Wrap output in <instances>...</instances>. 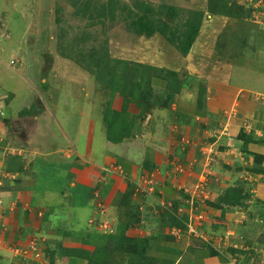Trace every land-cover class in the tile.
I'll return each mask as SVG.
<instances>
[{
	"label": "crops",
	"instance_id": "obj_1",
	"mask_svg": "<svg viewBox=\"0 0 264 264\" xmlns=\"http://www.w3.org/2000/svg\"><path fill=\"white\" fill-rule=\"evenodd\" d=\"M173 1L177 7L197 10L202 14V20L199 33L185 57L171 46L175 59H182L178 68L189 82L184 83L171 100L170 108L155 107L152 112L140 116L139 109L129 104L130 118L134 114L136 117L128 136L114 143L107 140L105 132L104 143L100 146L102 155L96 156L92 150L91 133L84 147V158L65 145H57L45 153V146L52 144L39 133L40 110L33 116L23 117L34 121L29 131H25V126L18 124L16 119L8 123L11 131L8 129L4 135L7 140L0 144L1 229L4 226L0 233V264H28L25 259L14 258L13 247L25 250L36 248L37 253H43V247L56 248L59 242L62 247H79L86 235L95 230L94 227L85 228L94 226L88 222L93 216L91 203L97 194L107 200L109 206L112 203L111 206L117 207L114 201L128 189L130 177L136 180L138 174L149 173L150 170V173L156 172L153 195L161 197L166 187L172 189L171 185H175L178 192L171 190L174 195L172 200H178L177 212L185 211L187 218L190 215L187 200L191 196L188 199L177 183L192 184L201 173L206 172L211 192L209 201L214 202L225 189L248 182L254 201H259L258 205L254 203L240 214L237 211L222 212L207 205L206 201L199 209L204 220L196 228L207 235H230V241L244 235L255 243L261 236L254 225L260 222V216L264 219V175L251 172L257 168L264 169V24L250 21L253 7L247 3V6L244 4L239 8L245 12L244 16L234 10L227 12L232 15L219 16L207 9L210 5L207 0ZM209 1L216 3L215 0ZM226 36L230 43L227 42L225 51L219 52L216 44ZM200 39H205L204 46L198 45ZM215 42V46L210 45ZM59 133L67 140L64 133ZM225 133L231 136L232 146H228ZM186 140H191L192 144L186 146ZM214 140L218 148L213 154L206 155L201 146ZM11 148L15 150L14 154ZM6 150H10V154ZM257 155L262 159L256 163ZM44 158L51 161L50 167L46 166ZM72 158L80 160L79 165H76L77 161H71ZM181 158L183 162H188L187 165L181 162L187 169L174 176L171 174L174 160ZM64 162L67 163V170L59 174ZM204 162L209 163L205 166ZM169 182H172L171 185ZM95 192L97 194L93 197ZM144 197L149 199L143 195L131 196L140 211L150 205ZM80 206L87 211L84 219L79 215ZM73 218L79 222V228L85 230L82 238H73L63 232ZM148 218L144 220L147 234L157 232V225ZM93 220L97 222L100 218L96 216ZM98 226L100 228V224ZM99 228L102 233L109 231ZM141 230L143 227H134L129 235H137ZM41 232L44 234L41 238L43 244L39 246ZM166 234H170L169 230ZM30 241L37 246L31 245ZM161 249L158 264H230L224 255H216L212 248L185 231L173 241H166L165 248ZM240 262L253 264L243 258Z\"/></svg>",
	"mask_w": 264,
	"mask_h": 264
},
{
	"label": "rangeland",
	"instance_id": "obj_2",
	"mask_svg": "<svg viewBox=\"0 0 264 264\" xmlns=\"http://www.w3.org/2000/svg\"><path fill=\"white\" fill-rule=\"evenodd\" d=\"M172 1L0 0V144L2 141L5 143V140H7L4 135L8 133V129L11 131L10 124H8L11 120L16 119L18 124L25 126V131H29L34 121L31 118L23 119V117L33 116L34 112L40 110L42 114L40 122H38L39 133L40 135L43 134L46 141L52 144L45 146V153H48L57 145H65L76 150L80 157L84 158V147L92 133V150L96 156H101L100 146L105 140V123L101 115L104 102H106L110 93L106 83L107 73L106 70H103L104 62L106 61L110 65L116 60H126L172 68V65L178 60L173 55L175 51L161 35L155 33L150 37L138 36L132 33L129 27L132 21L131 15L134 18L136 14H143L136 7L138 3L153 8L151 13L153 19L151 20L155 24L162 20V13L165 12V10H162V6L172 7L175 11V17L173 21L165 18L168 27L171 24H173V27L182 25L191 16V12H198L190 9L191 7H177V3ZM207 1L210 3L209 0ZM225 1V4L222 2L212 3L211 9H217L216 14L219 16H227L229 10H234L241 16L245 15V12L239 8L242 6L241 2L246 5L247 0ZM210 5L207 6L208 10ZM103 6L108 9L102 12ZM111 8L113 10V12L111 11L112 15L109 13ZM263 11L264 9L261 6L256 5L250 16V21L263 26ZM204 41L205 39H200L198 45L204 46ZM216 42L210 45L215 46ZM227 42L230 43L227 36L220 39L216 44L219 52L226 50H224V47L228 45ZM93 46L98 50L101 49L97 56L103 55L98 68L94 64V57L96 56H89ZM175 48L177 49V47ZM180 74V77L184 75L182 72ZM188 74L190 76V73ZM110 79L107 81H110ZM188 82L187 78L184 79V83ZM122 101L123 99L118 93L114 94L112 107L120 109L123 104ZM133 106L135 105L131 103V107ZM77 111H80V113H77ZM43 113H46V115L43 116ZM5 129H7L6 132ZM59 131L64 133L67 140L60 136L62 134ZM50 159H54V156ZM182 160L183 158H181V162L184 165L188 164V162ZM71 161L75 163L77 159L72 158ZM79 161L76 162V165H79ZM44 163H47L46 166L48 167L51 166V161L48 158L45 159ZM67 167V163L64 162V166L61 164L58 173H65ZM140 174L136 176V180L126 177V179H129V185L138 184L142 176ZM155 175L156 172L153 173L154 177ZM158 176L160 175L158 174ZM49 180H51L50 176ZM172 182L173 184L176 183ZM245 184L244 189L250 191L249 183ZM171 186L172 189L171 187L164 189L166 195L163 193L158 198L146 196L149 199L144 197L146 201L149 200L147 203L150 205L141 211L140 219L143 225L148 216H150L148 219H151L154 225L160 224L162 220H169L167 212L169 213L171 209L170 204H173V201L170 200L174 198L171 190L174 189L175 192H178L175 185ZM96 194L97 192L93 194V197ZM157 196L159 195H154V197ZM102 200L98 193L94 202L91 203L94 217L91 216V221L88 223L92 225L96 216L100 220L94 226H88L85 229L89 230L93 227L98 229L99 226L97 227V225L108 224V232H110L112 229L109 226L114 229L118 226L119 221L115 215L118 214L117 211L120 208L117 209L116 206H111L112 203L109 206L107 200ZM79 208V215L81 219H84L87 211H83L81 206ZM71 212L72 214L75 213L73 209ZM184 213L185 211L178 213L177 206H175L174 214L180 223L185 220ZM121 218H123L122 215ZM58 224L61 225L62 223L58 222ZM69 224L71 225H68L67 230L63 232L73 238H82L85 230L79 228V222L73 218ZM254 226L256 230L260 231V238H262L264 223L258 221ZM135 227H138V225ZM3 228L4 226L2 229L0 226V233ZM170 229V227L165 226L162 232L166 234ZM101 230L104 231V229ZM157 230L159 232L160 228ZM138 233L137 236L142 237L144 233L147 234V231L141 230ZM43 236L44 234L41 232L40 239H38L39 246ZM225 236L230 238V235ZM246 238L252 240L250 237L246 236ZM30 242L31 245L34 244L32 241ZM78 246L82 247L83 245L80 242ZM207 246L212 248L209 245ZM86 248L89 249L90 246L88 245ZM212 249L216 255H224L225 257L229 255L228 249L224 254H220L214 248ZM25 251V255L16 254L13 250L12 253L15 254L14 258L25 259L28 264H42L43 260L40 253H37L36 248H26ZM260 251L261 247L257 249V252ZM257 252L252 253L254 259L250 262L253 263ZM260 257L263 261L264 254H261ZM227 261L230 264L233 262L231 258ZM56 264L63 263L58 261ZM81 264H84V262ZM238 264H241V262H238Z\"/></svg>",
	"mask_w": 264,
	"mask_h": 264
},
{
	"label": "trees",
	"instance_id": "obj_3",
	"mask_svg": "<svg viewBox=\"0 0 264 264\" xmlns=\"http://www.w3.org/2000/svg\"><path fill=\"white\" fill-rule=\"evenodd\" d=\"M215 1L216 3H226L225 0ZM136 7L142 11L143 14H136L134 18L131 15L132 21L130 22L129 27L132 33L138 36L145 35L147 37L157 33L158 35H161L170 46L177 47V50L182 54V57H185V55L188 54L194 38H196L200 30L202 20L201 13L191 12V16L184 21V24L174 27L173 24H171L168 27V22L165 18H168L169 21H173L175 17V11L172 7L162 6V10H165V12L162 13V20L157 24L153 23L151 20L153 19V15H151L153 8H149L146 4L143 5L139 3ZM210 7H212V4ZM105 9L108 8L103 6L102 12ZM111 11L113 12L112 8L109 12L112 15ZM209 11L214 14L217 13V9L212 10L210 8ZM252 12L253 11L251 10L250 15ZM228 15L232 14L228 13ZM99 50L93 46L89 55L90 57L96 56L94 57V64L97 68L100 66L99 62H101V57L103 56H97L100 52ZM181 60L182 59H179L175 62L174 65H172V68L158 67L152 63L146 64L126 60H116L110 65L106 61L104 62L105 66L103 67V70H106L107 73L106 83L107 87L110 89V93L106 102H104L102 118L105 123L104 127L108 141L115 143L120 141L124 136L127 137L128 133H130V130L134 126L133 118L136 117V114L132 115V118H130L128 110L129 104L133 103L135 107L139 109L138 115L140 116L152 112L155 107H159L160 109L170 108L171 100H173L174 96L184 85V77H180V68H178L181 66L179 65L181 64ZM109 78H111L110 81H107ZM160 83H163V85ZM116 93H118L123 99L122 107L119 110L112 107L113 96ZM185 143L186 146L192 144L191 140H186ZM214 143L215 140L213 142L208 141L204 143L201 148ZM217 148L216 144H214V152ZM256 157V163L262 159V156L260 155H257ZM175 163H181V160L175 159ZM182 166L185 171L187 166H184L183 164ZM257 172L264 175V169L262 168L254 169L251 173H254L255 175ZM169 183L171 185V182ZM245 183L246 182H243L242 186L240 185L225 189L214 202L207 201V205L220 209L222 212H238L241 209H247L254 203L255 205H258L259 201H254L255 198L253 194L246 188L244 189V186L246 185ZM132 192L133 186L129 185L125 193L114 201V205H117L118 209L120 208L116 216L119 224L115 229L113 228L111 232H106L104 234L98 229H95L93 232H89L85 239L82 240V244L87 246L92 245L93 247L91 246V249L83 247H62L59 242L57 243L56 248L54 247L53 249L49 247L44 249L43 247L44 252L40 253L43 264H56L57 261L63 264H81L82 262H84V264H158L161 259V248H165L166 241H173L174 239L173 235L168 234L167 236V234L162 232L163 227L184 228L183 222L187 221V216L184 215L185 220L180 223L174 214L175 206H178L179 202L178 200H170L173 201V204H170L171 209L169 210V213L167 212L169 220H162L160 224H156L157 226L155 225L157 229L160 228L159 232L157 230L155 233H144L142 237L129 235V231L136 225L140 226V228L143 227V231H146L145 226L141 223L140 212H138L134 204H132ZM196 207L199 211L200 207L195 206V208ZM121 215L123 218H121ZM260 218H263V216H260ZM96 223V221L93 222V224ZM260 237L255 241V245H257V248L261 247V251L256 253V258L253 261V264H264V260L262 261L260 257L264 238ZM246 243L251 244L254 242L247 238ZM41 244L43 243L41 242ZM228 249L231 255L238 251L231 247ZM239 253H242V251H239Z\"/></svg>",
	"mask_w": 264,
	"mask_h": 264
},
{
	"label": "built area",
	"instance_id": "obj_4",
	"mask_svg": "<svg viewBox=\"0 0 264 264\" xmlns=\"http://www.w3.org/2000/svg\"><path fill=\"white\" fill-rule=\"evenodd\" d=\"M249 1L253 4L254 7L256 5L258 6L264 5V0H255V2L254 0H249ZM225 135L227 136L228 146H232L230 138H228L229 135H227L226 133ZM214 144L204 146V150H205L204 153L206 155L214 152V149H213ZM12 153H14L13 150H12ZM208 163L209 162H204V165L206 166ZM171 172H172L171 174L176 176L184 172V168L181 163L174 162L173 169L171 170ZM208 177H209L208 174L204 172V173H201V175L198 176L197 181L193 182L192 184H189V185H179L178 183L176 184L180 190H182L185 194L188 195V199H189V196H191L190 201L187 202L189 205V209H190V210L188 209L190 215L187 218V221L184 223V228L173 227L170 229L169 233L173 235L174 237L178 238L180 237L181 233L185 231L186 234L190 235L193 238H197L201 240L204 244L211 246L216 251H218L220 254L222 253L224 254L225 251L230 247L234 248V250H238L232 255H227L228 260L229 258H231L232 261L235 262V260L237 259L240 260L242 258H246L249 261H251L252 259H254V255L252 254V252H257L258 248H257V245H255V243L247 244L246 243L247 238L243 236H239L238 240H235L232 242L225 235H209L207 237L206 236L207 234L197 230L196 225L199 222H202L204 220V215L200 213V210L198 211L197 210L198 208L197 207L195 208V206L200 207L206 201L210 200L211 192L208 188V180H209ZM250 178L251 177L249 176L248 179ZM0 184H1V180H0ZM138 184L136 185L133 184L135 196H142V195L152 196L153 195L155 191V187H156L155 178L153 176V173L149 172V173L142 174L141 179L138 182ZM179 211L181 210L179 209ZM243 212L244 211L242 210L240 214ZM263 223H264V220H263ZM100 228L104 229L105 231L108 230V226L106 224L105 225L100 224ZM263 238H264V233H263ZM12 250L16 254H20V255L26 254L25 249L19 250L18 248L15 247ZM239 251H242V253H239ZM261 254H264V244H263V249H262Z\"/></svg>",
	"mask_w": 264,
	"mask_h": 264
},
{
	"label": "clouds",
	"instance_id": "obj_5",
	"mask_svg": "<svg viewBox=\"0 0 264 264\" xmlns=\"http://www.w3.org/2000/svg\"><path fill=\"white\" fill-rule=\"evenodd\" d=\"M241 3H243V2H241ZM247 3L250 5V7H251V6L253 7V8H252V9H253L252 11H254V8H255V7L253 6V4H252L249 0H247ZM248 4H247V5H248ZM242 5H244V4H242ZM259 7H260V6H259ZM261 7L264 8V5L261 6ZM13 152L15 153V150H13ZM14 153H13V154H14ZM150 172H151V171H150ZM132 195H135V194H134V185H133V192H132ZM143 196H147V195H143ZM147 197H152V198H154L153 195H152V196H147ZM132 204H134V203L132 202ZM134 206H135V205H134ZM135 207H136V206H135ZM136 209H138V207H136ZM138 211L141 213V211H140L139 209H138ZM261 221H263V220H261ZM261 221H260V222H261ZM185 222H186V221H184L183 224H184ZM134 227H135V226H134ZM177 228H180V227H177ZM133 229H134V228H132L131 230H133ZM169 231H170V230H169ZM229 255H231V254L229 253ZM226 258H227V257H226ZM227 259H228V258H227ZM244 259H245V258H244ZM247 260H248V259H247Z\"/></svg>",
	"mask_w": 264,
	"mask_h": 264
},
{
	"label": "bare ground",
	"instance_id": "obj_6",
	"mask_svg": "<svg viewBox=\"0 0 264 264\" xmlns=\"http://www.w3.org/2000/svg\"><path fill=\"white\" fill-rule=\"evenodd\" d=\"M228 138H230V141H231V136H228ZM8 151H10V150H6V152L8 153V154H10V152H8ZM188 201H190V199L189 200H187V202ZM188 204V203H187ZM261 220H264L263 218H261L260 219V221ZM263 222V221H262ZM100 229V228H99ZM104 233V232H103ZM32 245H34V244H32ZM20 249V248H19ZM238 262H240V260L239 259H237V260H235V262H233L232 264H238ZM242 264V263H241Z\"/></svg>",
	"mask_w": 264,
	"mask_h": 264
}]
</instances>
